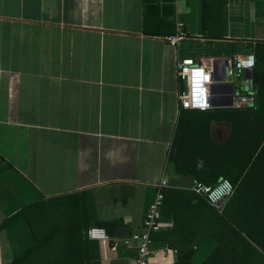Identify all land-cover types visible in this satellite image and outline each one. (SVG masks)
Here are the masks:
<instances>
[{"label": "crops", "instance_id": "crops-1", "mask_svg": "<svg viewBox=\"0 0 264 264\" xmlns=\"http://www.w3.org/2000/svg\"><path fill=\"white\" fill-rule=\"evenodd\" d=\"M262 40L264 0H0V264H133L115 231H142L162 181L164 196L196 182L170 161L178 63L228 70ZM244 72L228 79L239 96ZM225 130L213 123L216 142ZM171 196L151 264H174L191 240L196 264L218 243ZM100 226L111 241L88 238Z\"/></svg>", "mask_w": 264, "mask_h": 264}, {"label": "trees", "instance_id": "trees-1", "mask_svg": "<svg viewBox=\"0 0 264 264\" xmlns=\"http://www.w3.org/2000/svg\"><path fill=\"white\" fill-rule=\"evenodd\" d=\"M248 53H253L256 59L252 75L255 106L181 110L170 153L176 173L209 187H215L221 180H229L234 186L222 212L201 197V204H196L199 196L194 191L174 190L165 194L162 213L171 206L169 197L180 194L196 210L194 226H199L201 222L197 221L201 219L204 237L217 241L201 264L264 262V255L258 250L264 249V40L250 43ZM214 122L226 125L227 140L216 142L212 137ZM179 214L180 209L174 211L176 223ZM192 241L191 247L180 249L174 264H195L196 243Z\"/></svg>", "mask_w": 264, "mask_h": 264}, {"label": "built area", "instance_id": "built-area-1", "mask_svg": "<svg viewBox=\"0 0 264 264\" xmlns=\"http://www.w3.org/2000/svg\"><path fill=\"white\" fill-rule=\"evenodd\" d=\"M183 38L184 33L181 32L169 37L167 40L171 46H176ZM255 64L256 59L253 53L235 56L233 66L227 70L226 78H241L242 73L246 70H253ZM213 74L214 69L197 63L191 58H184L178 63L177 75L186 87L179 96L181 110L208 111L212 109L210 87L214 83ZM255 104L256 97L253 93L244 94L237 98L233 104V108L254 107ZM167 186L168 182L165 180L159 185L160 191L155 201L149 207L142 231L134 233L130 238L125 239V243L128 246L135 244L136 247L137 258L133 261V264H151V246L153 244L151 234L160 231L163 227L161 223L163 218L161 208L165 201L163 191ZM192 190L204 197L212 208L222 212L225 201L234 192V186L229 180H221L215 187L195 182ZM87 236L94 241H111L110 234L101 227L91 228L87 232Z\"/></svg>", "mask_w": 264, "mask_h": 264}, {"label": "water", "instance_id": "water-1", "mask_svg": "<svg viewBox=\"0 0 264 264\" xmlns=\"http://www.w3.org/2000/svg\"><path fill=\"white\" fill-rule=\"evenodd\" d=\"M230 61L227 60H215L214 61V74L213 81L211 85V105L212 108H233L234 102L238 98V84L237 82L229 81L226 78L227 68ZM221 67V70H220ZM253 70H246L244 72V78L248 83L247 91L253 93V80H252ZM115 236L117 239L124 240L131 236V231L129 227H122L120 230L115 231Z\"/></svg>", "mask_w": 264, "mask_h": 264}, {"label": "rangeland", "instance_id": "rangeland-1", "mask_svg": "<svg viewBox=\"0 0 264 264\" xmlns=\"http://www.w3.org/2000/svg\"><path fill=\"white\" fill-rule=\"evenodd\" d=\"M237 80V79H236ZM237 84H238V95L237 96H239L240 94H241V91H240V83H239V81L237 82ZM228 134L229 133V131H228V129H227V132H226V130H225V134ZM218 139V138H217ZM219 139H222V137H220ZM258 250L260 251V253L261 254H263L264 255V249H262V248H258ZM259 255V254H258ZM207 255H206V253H204L203 251H200V254H199V256L197 257V261H196V264H201L202 262H203V260L205 259V257H206ZM260 257V256H259ZM261 259V258H260ZM260 263L261 264H264V262H262V260H260Z\"/></svg>", "mask_w": 264, "mask_h": 264}, {"label": "flooded vegetation", "instance_id": "flooded-vegetation-1", "mask_svg": "<svg viewBox=\"0 0 264 264\" xmlns=\"http://www.w3.org/2000/svg\"><path fill=\"white\" fill-rule=\"evenodd\" d=\"M225 136H226V134H225L224 136L222 135L221 137H222V138H225Z\"/></svg>", "mask_w": 264, "mask_h": 264}]
</instances>
